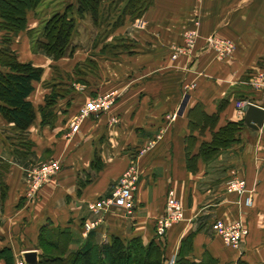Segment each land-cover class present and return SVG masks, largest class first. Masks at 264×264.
I'll return each mask as SVG.
<instances>
[{
    "label": "crops",
    "instance_id": "obj_1",
    "mask_svg": "<svg viewBox=\"0 0 264 264\" xmlns=\"http://www.w3.org/2000/svg\"><path fill=\"white\" fill-rule=\"evenodd\" d=\"M149 1L139 17L126 14L111 29L128 0H102L95 24L87 14L76 23L105 26L108 37L99 40L96 30L89 47L79 43L57 60L35 52L26 30L15 36L11 46L17 58L41 66L43 72L29 95L36 115L24 132L27 146L0 114V250L9 249L13 264H23L25 251L39 255L42 226L68 229L69 249L75 250L87 239L82 224L96 219L101 221L91 230L94 242L111 236H138L143 243L156 239L164 247L165 262L175 264L183 239L192 235L186 253L190 260L207 254L218 264H264V121L257 131L243 122L235 142L212 160L198 156L212 130L243 120L238 101L264 107V86L249 83L264 75V0ZM48 3L51 13L45 7L43 12L28 11V29L68 5L75 15L77 0ZM195 27L199 36L194 51L171 59L170 45L181 43L183 31ZM120 35L131 41L119 42ZM214 38L230 40L233 50L219 54L209 42ZM52 91L58 94L52 116L41 123L38 108ZM105 92H116L115 102L82 118L71 132L80 105ZM195 106L218 116L213 129L203 119L197 122ZM49 162L56 164L55 171L30 197L26 173ZM130 166L137 169L132 208L91 212L88 204L110 196ZM233 174L245 180L251 206L240 204L243 196L225 190L224 182ZM168 189L181 202L183 219L157 238L154 223L164 212ZM215 218H242L248 234L239 248L223 244L212 226ZM0 264H6L2 255Z\"/></svg>",
    "mask_w": 264,
    "mask_h": 264
},
{
    "label": "trees",
    "instance_id": "obj_2",
    "mask_svg": "<svg viewBox=\"0 0 264 264\" xmlns=\"http://www.w3.org/2000/svg\"><path fill=\"white\" fill-rule=\"evenodd\" d=\"M42 1L44 0H0V114L6 121L13 123L21 144L25 146L29 142L24 140V132L33 123L36 115L29 95L35 88L34 83L41 79L43 68L31 61H20L11 45L21 31L26 30L29 38L33 37L35 29H28L27 13L36 9ZM149 2L128 0L111 29L122 23L126 14L132 19L139 17ZM101 5L102 0H77L75 15L71 11V5L66 6L62 12L53 13L45 19L40 35L33 45L53 60L70 55L74 48L72 39L76 32V20L87 14L95 24L100 17ZM56 95L57 92L52 91L44 97L45 104L39 106L41 123L49 122ZM193 109L197 110V122L203 119L213 129L218 116L207 115L197 106ZM243 126V120L240 119L228 121L217 130H212L211 139L201 143L198 156L205 162L212 160L218 152L235 142ZM93 235L91 231L88 232L85 243L70 250L68 229L42 226L36 243L41 249L38 264H165L161 241L153 239L143 243L138 236L125 240L111 236L108 241L98 243L93 241ZM191 239L192 235L183 239L175 264H218L215 258L207 254L200 261L188 259L186 253L190 250ZM0 255L6 264H13L9 249L0 250ZM236 264L249 263L238 260Z\"/></svg>",
    "mask_w": 264,
    "mask_h": 264
},
{
    "label": "built area",
    "instance_id": "obj_3",
    "mask_svg": "<svg viewBox=\"0 0 264 264\" xmlns=\"http://www.w3.org/2000/svg\"><path fill=\"white\" fill-rule=\"evenodd\" d=\"M196 33V32H195ZM190 41V40H189ZM211 41V42H210ZM209 42L217 49L219 54H225L233 50V43L230 40H209ZM254 88L264 86V75L258 74L249 81ZM252 103L249 100H240L236 103L237 108L242 109L245 105ZM112 101L109 99H92L83 104L71 124V132H75L80 124L82 118L90 114H98L109 108ZM56 164L53 162L43 163L35 168L29 170L27 181L29 183L28 195L33 197L36 195L40 185L48 179V177L55 171ZM137 169L135 166H130L118 178L113 191L110 196L100 197L88 204L91 212L107 211L112 207H124L130 210L133 205V193L136 188ZM225 190L229 193L237 194L238 198L243 196L240 204L244 206H251L252 198L247 193L246 182L237 174L229 176L225 182ZM183 219V207L173 189H168L165 198L164 212L161 216L155 219L154 234L157 238L165 236L168 229L174 224ZM100 219L85 221L82 224V233L86 235L91 230L95 229ZM213 229L223 241V244L232 249L240 247L244 237L248 234V228L244 224L242 218L234 221H228L224 218H215L213 221ZM165 264H173V260H168Z\"/></svg>",
    "mask_w": 264,
    "mask_h": 264
},
{
    "label": "rangeland",
    "instance_id": "obj_4",
    "mask_svg": "<svg viewBox=\"0 0 264 264\" xmlns=\"http://www.w3.org/2000/svg\"><path fill=\"white\" fill-rule=\"evenodd\" d=\"M48 1L49 0L42 1L39 4V6L37 7V9L39 8V10H41V12H43V8L45 7L51 13L52 10H50L51 8H49L50 5H48L49 4ZM47 18L48 17H46V19ZM44 21H45L44 19L40 21L39 25L35 29L33 37L31 38L32 39V41H31L32 48H34L35 52H38V53H41V54H44V53L41 50H39L38 48H36L35 45H33V42H35L36 39L38 38V36L40 35V30H41V28H42V26L44 24ZM80 29H82V31H80ZM188 29H185L183 31V33H182V42L181 43L177 42V43H172L170 45V51H171L170 52V58L171 59L174 60L180 54H183V53L190 54L192 50L194 51V47L197 44L196 40H197V37L199 36V34L197 33V31L199 29L197 27L188 28ZM96 30H98L97 37H98L99 40H103V39L108 37V30H107V27H105V26L96 27V29H94V28H92L91 25L82 26L81 23H80L77 26V23H76V32H75V34L73 36V39H72L73 47H75L79 43L83 44L85 47H89L92 44L91 43V38H92V36H93V34H94V32ZM120 36L121 37L119 38V42H125V41H128V40L131 41L130 39H128V37H123L122 35H120ZM81 40H82V43H81ZM107 44L109 46L110 45L112 46L113 45V41L112 42H108ZM188 49H191V50H188ZM76 66L77 65L75 64V66L73 68L74 69L73 72L75 71L74 72L75 74H77L76 73L77 72ZM116 97H117L116 92H105V93L98 94L96 96H92V97L88 98L87 101L92 100V99H109V100L112 101V104H113L115 102V100H116ZM87 101H85V103ZM85 103H83V104H85ZM81 106H82V104L80 105V107ZM70 131H71V129H70Z\"/></svg>",
    "mask_w": 264,
    "mask_h": 264
},
{
    "label": "water",
    "instance_id": "obj_5",
    "mask_svg": "<svg viewBox=\"0 0 264 264\" xmlns=\"http://www.w3.org/2000/svg\"><path fill=\"white\" fill-rule=\"evenodd\" d=\"M243 122L248 129L257 131L264 121V107L250 103L242 108ZM23 264H38L39 256L36 250L25 251L22 254Z\"/></svg>",
    "mask_w": 264,
    "mask_h": 264
}]
</instances>
